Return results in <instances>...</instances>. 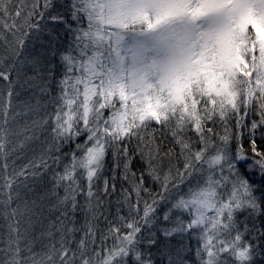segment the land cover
Instances as JSON below:
<instances>
[{"label":"snow or ice","instance_id":"1","mask_svg":"<svg viewBox=\"0 0 264 264\" xmlns=\"http://www.w3.org/2000/svg\"><path fill=\"white\" fill-rule=\"evenodd\" d=\"M0 264H264V0H0Z\"/></svg>","mask_w":264,"mask_h":264}]
</instances>
